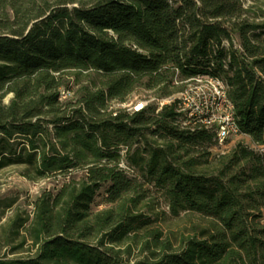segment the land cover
<instances>
[{
	"label": "trees",
	"instance_id": "16d2710c",
	"mask_svg": "<svg viewBox=\"0 0 264 264\" xmlns=\"http://www.w3.org/2000/svg\"><path fill=\"white\" fill-rule=\"evenodd\" d=\"M242 12L236 0H0V169L22 167L29 179L86 170L74 186L42 193L32 218L9 217L1 239L35 251L0 257V264H223L234 255L245 264L242 251L264 256V237L256 234L264 229L248 223L264 211V39L248 35L255 25L235 22ZM199 74L227 81L240 133L253 145L238 143L221 155L216 175L169 157L172 146L217 142L212 130L181 128L175 103L157 114L149 103L136 112L121 107L140 89L175 95ZM82 77L90 79L79 85ZM152 125L169 136L167 149L136 147ZM120 148L128 167L141 166L166 188L173 210L189 206L210 224L175 247L161 231H147L148 218L132 212L117 218L109 210L104 222L116 223L106 232L109 244L88 240L101 189L109 203L135 189L119 165ZM140 229L148 232L142 248L148 254L126 263L128 249L117 243Z\"/></svg>",
	"mask_w": 264,
	"mask_h": 264
},
{
	"label": "rangeland",
	"instance_id": "374dc122",
	"mask_svg": "<svg viewBox=\"0 0 264 264\" xmlns=\"http://www.w3.org/2000/svg\"><path fill=\"white\" fill-rule=\"evenodd\" d=\"M237 4L241 5L243 12L235 19V22L248 23L255 25L254 29H250L248 35L252 38L264 39V0H236ZM234 45L240 47L238 33L234 32ZM228 46V43H226ZM89 77L80 80V84L86 83ZM79 86H73V92H77ZM78 94V92H77ZM79 96V95H77ZM166 96H159L154 90H136L129 95L126 102L121 104V107L126 111L131 109L137 101L149 100V105L152 110L157 114L160 110V101ZM8 97L5 98L7 102ZM158 125H152L149 129L145 130L143 143L136 144V147H142L149 150V148H162L167 149L171 140L164 130H158ZM249 137L237 135L230 137L225 143L219 144L218 142H204L194 146H186L178 149L172 146L167 150L170 153L169 157L179 164L189 167L195 173H206L216 175L222 166L221 155L229 154L238 143L253 146ZM135 147L131 149V151ZM144 150V155H148V151ZM122 161L127 164L128 156L126 155L125 148H120ZM257 150V149H256ZM226 161L228 160L225 159ZM129 161V160H128ZM134 167L125 168L128 172V177L132 179L135 184V189L124 194L121 199L116 202L109 203L105 201L104 188L95 197L94 202L91 204V215L88 220L91 221V232L86 235V238L91 242H97L102 238L109 244L106 232L109 231L116 223H105L104 217L106 211H111L113 217H119L126 212L137 213L144 218H148L150 223L146 226L147 231L150 229L159 230L162 233V240H170L175 247H178L180 241L188 236L197 235L201 227H206L210 223V219L205 218L197 210L185 206L176 211L173 210L170 203V197L166 193V188L159 185L153 178L147 175L142 167L132 163ZM22 167L11 165L0 169V257L2 258H16L24 257L34 253L35 248L25 245V249H17L13 244H6L2 238V225H4L9 217L19 212L23 216L30 214L33 217V205L38 197L45 191L51 192L56 195L65 183L74 186V182L80 181L85 175L86 170L81 167H75L65 172H58L51 174L45 178L29 179L21 173ZM239 170L238 167L231 168L230 173H235ZM77 186V185H76ZM14 202L11 207H6V203ZM96 213H101V219L95 218ZM257 214V212H254ZM248 223L250 228L264 229V211L263 216L250 217ZM28 226V224L26 225ZM146 230H139L136 233H130L123 238L121 243H117L116 248L127 250V253H122L126 263H133L136 260L143 259L148 254L147 251L142 250L144 242L148 239V232ZM24 233V229L22 230ZM249 233H255V231ZM260 238H263V233H256ZM247 235H244L246 238ZM233 247L238 249L237 243L232 242ZM241 255L245 264H264V256L261 252L247 253L242 251ZM242 258L238 255L230 256L223 264H243Z\"/></svg>",
	"mask_w": 264,
	"mask_h": 264
},
{
	"label": "built area",
	"instance_id": "2783aa9c",
	"mask_svg": "<svg viewBox=\"0 0 264 264\" xmlns=\"http://www.w3.org/2000/svg\"><path fill=\"white\" fill-rule=\"evenodd\" d=\"M228 92L229 85L222 77L199 74L186 79L185 87L179 93L161 99L160 108L175 103L181 128L189 131L212 130L216 141L223 144L230 137L241 135L235 105ZM65 96L63 92L62 97ZM148 102L137 101L128 111H140ZM119 165L129 168L122 160Z\"/></svg>",
	"mask_w": 264,
	"mask_h": 264
}]
</instances>
